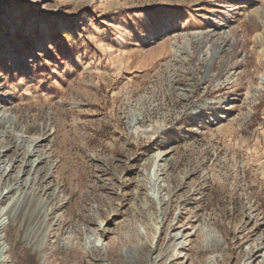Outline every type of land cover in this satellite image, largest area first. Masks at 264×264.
<instances>
[{
    "label": "rangeland",
    "instance_id": "1",
    "mask_svg": "<svg viewBox=\"0 0 264 264\" xmlns=\"http://www.w3.org/2000/svg\"><path fill=\"white\" fill-rule=\"evenodd\" d=\"M0 107V264H264V0H0Z\"/></svg>",
    "mask_w": 264,
    "mask_h": 264
},
{
    "label": "bare ground",
    "instance_id": "2",
    "mask_svg": "<svg viewBox=\"0 0 264 264\" xmlns=\"http://www.w3.org/2000/svg\"><path fill=\"white\" fill-rule=\"evenodd\" d=\"M218 53V51H216L215 52V54H217ZM211 63V62H210ZM2 107H0V129H2V127L3 128H6V126H5V124H4V117H3V114H2ZM6 138H7V140H8V143H9V145H8V148L4 151V152H9V150L10 149H13L15 146H16V142H15V140L13 139V138H11V134H7L6 135ZM12 139V140H11ZM2 150H0V155L2 154ZM23 160V159H22ZM25 161V160H24ZM23 162V161H22ZM178 235V234H177ZM40 255V254H39Z\"/></svg>",
    "mask_w": 264,
    "mask_h": 264
}]
</instances>
